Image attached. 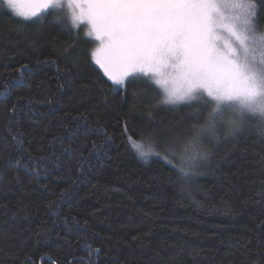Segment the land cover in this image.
I'll return each mask as SVG.
<instances>
[{
    "label": "trees",
    "instance_id": "trees-1",
    "mask_svg": "<svg viewBox=\"0 0 264 264\" xmlns=\"http://www.w3.org/2000/svg\"><path fill=\"white\" fill-rule=\"evenodd\" d=\"M55 12L62 22L52 8L31 20L0 9V264H264L256 122L210 141L182 185L151 153L174 138L195 150L181 138L194 109L160 104L144 77L112 84L93 63L96 42Z\"/></svg>",
    "mask_w": 264,
    "mask_h": 264
},
{
    "label": "snow or ice",
    "instance_id": "snow-or-ice-1",
    "mask_svg": "<svg viewBox=\"0 0 264 264\" xmlns=\"http://www.w3.org/2000/svg\"><path fill=\"white\" fill-rule=\"evenodd\" d=\"M17 3L2 0L0 6L20 17ZM44 3L62 22L55 12L61 0ZM78 6L79 12L72 9V27L89 26L87 35L99 42L91 57L114 85L144 77L142 82L157 86L149 91L160 104L194 109L181 138L190 136L195 150L189 154L184 145L178 152L174 138L151 153L156 162L172 166L182 185L199 174L201 162L211 156L209 142H218L221 132L235 138L255 121L264 136V30L257 0H83ZM128 146L148 161L142 142L129 136Z\"/></svg>",
    "mask_w": 264,
    "mask_h": 264
},
{
    "label": "rangeland",
    "instance_id": "rangeland-1",
    "mask_svg": "<svg viewBox=\"0 0 264 264\" xmlns=\"http://www.w3.org/2000/svg\"><path fill=\"white\" fill-rule=\"evenodd\" d=\"M61 2L63 5L62 8L65 10V14L67 15V17L71 23L72 9L75 7V8H77V12H79L81 9L79 8L78 4L83 3V0H73V2L71 4H70L69 0H61ZM0 5H2V0H0ZM2 8H5L6 10L11 12V10L7 9L6 7L0 6V9H2ZM50 8H51L50 6L45 5L44 0H18V3H17V10L24 14L23 16H20L19 18L24 19V20L34 19V18L38 17L40 14H42L43 12L49 10ZM59 9H57V10H59ZM34 12L36 13V15H33ZM12 14L15 15L14 13H12ZM71 26H72V23H71ZM80 27H82L84 29V31H85L84 33L89 39H92L93 41L96 42V48H98L99 42L95 40V37H90L87 35V32L89 30V26L86 24V22L81 23L78 28H80ZM74 29L78 30L77 28H74ZM96 48L94 49V51L96 50ZM93 63L104 74L103 70L99 67V65H97L94 62V60H93ZM105 77L107 78V80H109L107 76H105ZM127 78L125 79V81L127 80ZM109 81L112 83L111 80H109ZM192 146L193 145H191V147Z\"/></svg>",
    "mask_w": 264,
    "mask_h": 264
}]
</instances>
